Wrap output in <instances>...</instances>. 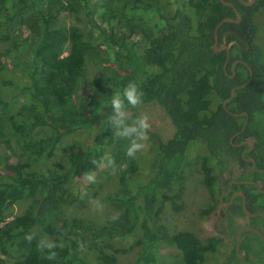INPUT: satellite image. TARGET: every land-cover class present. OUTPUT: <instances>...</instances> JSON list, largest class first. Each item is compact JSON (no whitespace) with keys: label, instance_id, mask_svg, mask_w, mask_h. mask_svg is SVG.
<instances>
[{"label":"trees","instance_id":"trees-1","mask_svg":"<svg viewBox=\"0 0 264 264\" xmlns=\"http://www.w3.org/2000/svg\"><path fill=\"white\" fill-rule=\"evenodd\" d=\"M226 1L238 8L243 19L239 23L223 22L218 31L220 39L225 31L234 30L251 45L245 50L234 43L227 69V51L213 48L215 29L225 17H236V13L222 0H188L185 7L171 13L163 8L162 0H97L100 22L95 18L92 0H0V41L10 40L24 29L30 33L22 46L30 60L15 64L25 71L28 81L0 78V137L7 135L6 121L17 140V149L41 165L40 170L31 169L28 160L15 164L9 157H0V237L11 245L19 243L24 258L15 264H95L88 263L83 255L88 247L97 253V264H120L107 249L136 230L141 249L130 264H157L164 240L180 250L176 264H207L215 241L202 245L189 231L161 235L163 226L158 220L166 202L180 197L177 185L188 149L196 143L207 147L205 181L214 197V181L219 175L213 174L210 160L217 164L219 174L238 163L244 168L241 179L264 182V172L252 168V162L246 159L253 157L255 167L264 169V55L262 46L255 42L259 29L255 16L264 8V0H257L253 6L240 0ZM79 7L93 18L90 38L79 26L63 23L64 12ZM137 35L139 39L133 40ZM231 39L238 37L232 34ZM88 53L95 62L109 67L111 74L91 78L84 95L83 66ZM235 59L246 61L253 77L224 107L232 88L250 77L249 67L242 62L236 63L235 71L231 69ZM7 89L16 93L7 98ZM20 98L28 103L16 110ZM153 102L164 108L174 126L172 137L159 141L154 172L144 182L132 184L126 176L133 175L138 166L128 165L120 178L125 187L107 196L119 202L123 210L109 220L110 225L98 226L84 216L65 217L60 212L65 185L85 173L98 172L105 164L121 165L126 155L125 141L118 139L122 133L114 126L135 105ZM104 108L112 116L104 132L105 145L112 150L108 152L100 142H92L87 148L71 146L63 154L62 166L46 167L45 162L55 159L68 134L89 128ZM244 111L249 115L245 129L246 115H234ZM246 139L255 145L244 154L248 144H234ZM4 142L8 148H15L12 139L4 138ZM236 188H244L245 193L255 194L264 203V194L253 185ZM23 198L29 199L25 211L9 219L6 206ZM247 204L254 211L251 202ZM231 210L244 212L241 197ZM233 220L228 218V229L236 231ZM38 224L43 232L54 235L53 244L26 236ZM243 246L242 242L241 249ZM255 252L246 250L244 264L256 262L252 257ZM239 258L234 248L219 264H237Z\"/></svg>","mask_w":264,"mask_h":264},{"label":"rangeland","instance_id":"rangeland-1","mask_svg":"<svg viewBox=\"0 0 264 264\" xmlns=\"http://www.w3.org/2000/svg\"><path fill=\"white\" fill-rule=\"evenodd\" d=\"M96 1L92 0V4L97 11L95 18L100 22L101 11L96 8ZM187 1L162 0V4L163 8L171 13L178 7H185ZM255 19L259 28L255 42L262 46L264 55V8L256 14ZM62 20L67 27L79 26L86 38L93 36V18L87 15L85 8L79 7L74 11L64 12ZM29 34V31L24 29L23 33L19 32L10 40L0 41V78L12 76L16 80L28 81L25 71H22L15 64L17 62L27 64L30 60L29 52L22 48L23 39ZM137 39H139L138 35L133 37V40ZM91 56L88 53L87 61L83 66L81 91L84 95L89 90L91 78L111 74L109 67L98 64ZM104 56H106L105 53ZM14 93H16V90L14 92L9 89L5 90L7 98H11ZM24 103L28 102H25L23 98L17 100L16 110H20ZM109 115L108 109L104 108L99 120L89 128L68 134L58 155L54 160L46 161L45 166L52 168L57 164H61L64 152L69 150L71 146L87 148L92 142H100L110 152L112 147L105 145L106 138L104 136L105 129L112 119V116L109 117ZM4 126L7 135L0 137V157H9L12 163L15 164L20 160H28L31 163V169L40 170L41 165L39 166L31 156L29 157L17 149V140L11 133L6 121ZM114 129L119 134L122 133L120 137L117 135L118 139L121 138L125 141L126 155L124 162L115 167L105 164L100 167L98 172L85 173L80 178L74 179L65 185L63 189L64 197L60 205V212L65 217L84 216L92 219L98 226L110 225L109 220L120 215L123 210L119 202H112L107 199V196L125 187L120 179L125 169L129 164L136 163L138 168L135 173L133 175L129 173L126 177L132 184L136 181L144 182L147 180L156 167L155 163L160 152L159 141L167 140L174 134V126L169 116L164 108L155 102L135 105L129 113H125L120 117ZM4 138L12 139L15 148H8ZM207 154V147L204 143H196L190 146L183 166L182 178L177 185L180 197L174 201L169 200L166 202L159 217L158 225L163 226L160 234L164 236L165 234L166 236H172L177 232L189 231L196 235L202 245L209 246L212 241H215L216 248L209 252L207 264H219L229 257L235 245L236 231L228 229V216L224 210L227 199L219 204L220 193L217 189L220 183L219 179L214 181L217 192L215 197L211 194L205 181L206 174L203 161L204 156ZM209 164L212 166L213 174L216 175L218 172L217 164L212 160ZM58 166H62V164ZM238 172L237 166L230 167L227 172L223 173L222 178L224 181H229ZM28 203L29 199L23 198L7 205L5 212L8 214L9 219L23 213ZM211 207L213 208L210 210ZM242 220H244L243 216L234 218L233 228L235 230L241 226ZM26 236L34 237L48 244H53L55 241L54 235L43 232L39 224ZM139 238V231L136 230L114 241L113 248L109 247L107 252L111 255L115 254L120 264H130L135 260L141 249V244L138 242ZM251 245L254 249H258L261 247V242L259 239H253ZM180 254L179 249L164 240L157 264H176L175 261L178 260ZM83 255L88 263H98L97 253L91 247L86 248ZM169 257H173V259ZM252 257L255 258L256 255ZM0 258H2L3 264H15L19 259H23L24 256L21 254L19 243L11 245L9 240H2L0 237Z\"/></svg>","mask_w":264,"mask_h":264},{"label":"flooded vegetation","instance_id":"flooded-vegetation-1","mask_svg":"<svg viewBox=\"0 0 264 264\" xmlns=\"http://www.w3.org/2000/svg\"><path fill=\"white\" fill-rule=\"evenodd\" d=\"M240 1H242V0H240ZM243 1H250V0H243ZM256 1L257 0H255V2L252 5H249V6L255 5L256 4ZM226 2L231 3L233 5L232 7L234 8V10L235 9L238 10V8L231 1H226ZM231 4H229V5H231ZM229 17H233V16H229ZM234 18H237V14H236V17H234ZM242 19H243V17H242ZM237 23H239V22H237ZM220 26H219V28H220ZM219 28H217L218 31H219ZM218 31H217V34H218ZM232 34L236 35L238 37V39H231V40H229V38L231 37ZM215 43H216V38H215L214 45H215ZM224 43H227V45L230 48L229 54H228V50L226 48L222 49V50H226L227 51V55H228L227 61L225 63L226 67L224 66L225 69H227V66L229 64V60L231 58V46L234 43L239 44V46L243 47V49H245V50H249L250 47H251L250 42L247 39H244L238 32H236L234 30H227V31H225L224 34L222 35V39H220V36L218 34L217 46L221 47ZM243 44H245V46H243ZM214 45H213V48H214ZM222 50H219V51H222ZM236 60H241V59H235L234 61H232L230 67H231V69L233 71H235V65H236V64L234 65V69H233V63ZM243 61L244 60H241V62L245 64L246 61H244V62ZM234 75H235V72H233V74L231 76H234ZM244 112H247V111H244ZM246 118L247 117H245V120H246ZM248 140H251V139L242 140L241 142H245V143L243 145H239V146H245L246 144H248L247 143ZM241 142L235 143L234 145L237 146V144H240ZM248 146H249V144H248ZM247 148L248 147H246L244 149V154H247L248 152H250L252 150V149L251 150H247ZM250 158H253V157H251V156L246 157L247 162H252L251 160H249ZM233 166H237L239 172L237 174L233 175V177L229 181H224V179L222 178L223 177V173L227 172L228 170H225L221 174H219L217 172V174L220 176V178H219L220 183H219V187L217 188L218 191H219V193H220L219 194V204H222V201L227 199V203L225 204L224 210L227 213L228 218L233 217V219L234 218L236 219L239 216H243L244 217V220L241 221V226L236 230L235 243H234L235 245L232 248L230 254L233 253L234 248H236V250H237V238H238V234L240 233V231L243 228L247 227V226L252 227V228H256V229H258V230L261 231L262 236L259 235V234H257L253 230L245 229L244 231H242V233L240 235V245H239V249H240V252L244 255V262H243V264L245 263V260H246L245 253H246V250L247 249H251V250H256L257 251L254 254V255H256V257H255L256 258L255 259L256 262H254V264H264V216L261 215V213H264V203L261 202V199H257L255 194H253V193L252 194L245 193V191L243 190L244 188H236V186H242L244 184H249V185H253L254 188H256V189H258L260 191V188H262L264 182L261 181V179H259V180H255V179H245V178H242L241 179L240 177H242L244 175L243 174L244 168L241 165H239L238 163H232L230 165V167H233ZM255 166H256V162L255 163L252 162V166H251L252 168H254L255 170H259L260 169V168H256ZM262 189H264V188H262ZM240 191H243L244 194H245V200H246V206H247V208H248V204H247L248 201L251 202V207H252V209H254V211H250L249 208H248V210L253 215H249V214H247L245 212V210H244V198L239 193ZM260 192H262V191H260ZM262 193L264 194V192H262ZM238 197H241V201H242V206H243L244 212H238V211L237 212H235V211L233 212L231 210V207H232L234 201L237 200ZM250 232H253V234L252 235H249ZM249 238H251V239H249ZM253 239H259V241L261 242V247H259L260 249L258 248L259 250L258 249H254L252 247L251 243H252V240ZM248 240H250L251 243ZM242 242L244 243V246L241 249V243ZM237 252H238V250H237ZM239 263H240V258H239V262L237 264H239Z\"/></svg>","mask_w":264,"mask_h":264},{"label":"water","instance_id":"water-1","mask_svg":"<svg viewBox=\"0 0 264 264\" xmlns=\"http://www.w3.org/2000/svg\"><path fill=\"white\" fill-rule=\"evenodd\" d=\"M222 1H223L225 4H228V5L231 4V3H229V2H226L225 0H222ZM242 1H243V0H242ZM243 2H244L245 4H247V5H252V4L255 2V0L243 1ZM231 6H233V5L231 4ZM235 12H236V14H237V18H234V17H226V18H224V19L218 24L217 28H219V26H220L223 22H225V21L240 22V21L242 20V14H241L240 11H238L237 9H235ZM217 28H216V30H215L216 43H215V45H214V49L217 50V51H219V50H222V49L226 48V49L228 50V54H229V52H230V48H229V46L227 45V43H224L221 47L217 46V41H218V34H217L218 29H217ZM246 42H247V41H246ZM238 62H241V60H236V61L233 63V69H234V65H235L236 63H238ZM243 62H244V61H243ZM245 64H246V65L249 67V69H250V77H249L248 81L245 82L244 84H241V85H239V86H236V87L232 88L231 96H230L228 99H225L224 102H223L224 107H226V106H227V102L235 96V94H236V90H237V89L246 86V85L252 80V77H253V70H252V68L250 67V65H248L246 62H245ZM225 67H226V65H225ZM243 114H245L246 117H247L246 120H245L244 126H243V129H245L246 126H247V124H248V119H249L248 112L234 113V115H236V116H241V115H243ZM244 143H245V142H241L240 144H237V146H239V145H243ZM247 143L249 144V147L247 148V150H251V149H253L254 144H255L254 141H253V140H248ZM249 160H251L253 163L256 162L254 158H250ZM259 170L262 171V172H264V169H259ZM248 182H249V181H248ZM260 191L264 192V189L260 188ZM239 193H240V194L243 196V198H244V210H245V212H246L247 214H249V215H253V214L248 210V208H247V206H246V200H245V194H244V192H243V191H240ZM261 215L264 216V213H261ZM245 229L253 230V231H255L257 234H259V235L262 236V233H261L260 230H258V229H256V228L249 227V226L243 228V229L240 231V233L238 234V238H237V250H238V253H239V256H240V263H239V264H243V262H244V255L240 252L239 245H240V235H241L242 231H244Z\"/></svg>","mask_w":264,"mask_h":264}]
</instances>
